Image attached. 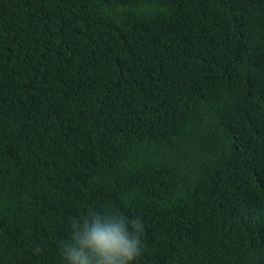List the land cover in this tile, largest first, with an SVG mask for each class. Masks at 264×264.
Segmentation results:
<instances>
[{
    "label": "trees",
    "instance_id": "1",
    "mask_svg": "<svg viewBox=\"0 0 264 264\" xmlns=\"http://www.w3.org/2000/svg\"><path fill=\"white\" fill-rule=\"evenodd\" d=\"M89 210L139 264H264V0H0V264Z\"/></svg>",
    "mask_w": 264,
    "mask_h": 264
},
{
    "label": "clouds",
    "instance_id": "2",
    "mask_svg": "<svg viewBox=\"0 0 264 264\" xmlns=\"http://www.w3.org/2000/svg\"><path fill=\"white\" fill-rule=\"evenodd\" d=\"M63 264H139L145 251L139 219L110 210H89L70 222L59 242Z\"/></svg>",
    "mask_w": 264,
    "mask_h": 264
}]
</instances>
